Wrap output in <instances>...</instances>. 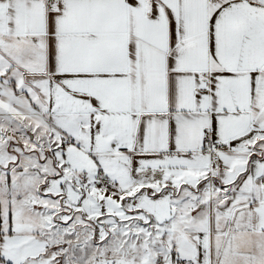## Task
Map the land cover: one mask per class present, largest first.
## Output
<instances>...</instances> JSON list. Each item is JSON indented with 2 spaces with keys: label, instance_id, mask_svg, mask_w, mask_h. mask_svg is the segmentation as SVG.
I'll use <instances>...</instances> for the list:
<instances>
[{
  "label": "snow or ice",
  "instance_id": "snow-or-ice-1",
  "mask_svg": "<svg viewBox=\"0 0 264 264\" xmlns=\"http://www.w3.org/2000/svg\"><path fill=\"white\" fill-rule=\"evenodd\" d=\"M0 264H264V0H0Z\"/></svg>",
  "mask_w": 264,
  "mask_h": 264
}]
</instances>
